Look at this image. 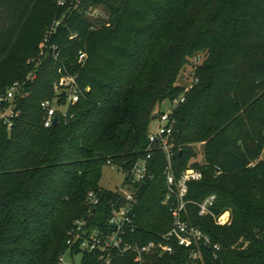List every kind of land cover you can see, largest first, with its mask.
<instances>
[{
  "label": "trees",
  "instance_id": "obj_1",
  "mask_svg": "<svg viewBox=\"0 0 264 264\" xmlns=\"http://www.w3.org/2000/svg\"><path fill=\"white\" fill-rule=\"evenodd\" d=\"M101 7L109 19L98 25L92 14ZM60 20L51 42L91 91L47 129L41 105L56 97L59 74L52 54L37 61ZM15 83L31 95L17 101L12 130L0 129V264H60L108 162L126 172L142 160L154 117L191 86L173 116L174 172L203 173L190 184L185 219L221 246L203 248L197 264H264V0H0V95ZM167 164L155 150V179L137 186L142 245L172 227ZM114 196L104 190L94 226H106L101 212ZM211 196L214 214L231 213V225L200 216L198 204ZM154 264L195 263L178 248Z\"/></svg>",
  "mask_w": 264,
  "mask_h": 264
},
{
  "label": "built area",
  "instance_id": "obj_2",
  "mask_svg": "<svg viewBox=\"0 0 264 264\" xmlns=\"http://www.w3.org/2000/svg\"><path fill=\"white\" fill-rule=\"evenodd\" d=\"M63 5V3H62ZM93 17H96L93 14ZM63 21H56L47 31L43 43L40 46V55L37 66H41L43 59L52 54L59 79L55 82L54 90L56 97L46 100L41 107L45 112L44 126L50 129L55 126V119L60 116L68 118L71 107L76 106L82 100L87 99L90 88L83 89L79 83V74L72 72L61 61V51L58 46L52 44L54 34L62 26ZM77 36H73V39ZM87 60L86 53H80L79 63L84 64ZM37 78L36 70L29 80L33 82ZM197 83V82H196ZM193 89L189 87L180 100L170 103L169 110H163L156 116L159 122L157 132L149 135V146L146 156L140 160L131 170L124 171L126 181L124 186L115 191L113 200L107 202V208L102 211L106 226H94L93 221L100 216L99 208L103 205L104 189L91 191L86 199L88 213L84 218L78 219L68 232V252L60 259V264L66 263L67 256L82 259V264H154L158 259L165 256H174L178 248L190 251L195 264L203 260V248L220 251L221 246L215 244L212 238L206 235L199 227L191 225L185 216L190 201V184L203 180V173L197 169L186 170L181 177H177L173 166V143L175 141L176 121L173 119L176 109L186 101L187 94ZM31 94L26 91L25 84L15 83L5 94L0 95V129L6 127L10 132L14 127L15 120L21 112L17 110V101L28 98ZM164 103V104H165ZM163 104V105H164ZM66 109V111H63ZM161 149L167 156V167L164 172L167 192L164 199L172 215L171 230L159 236L158 242L142 245L137 240L140 226L138 225L137 208L140 205L138 185L152 182L155 177L150 174L149 165L154 152ZM263 157V156H262ZM264 160V158H261ZM255 165V164H254ZM253 165V166H254ZM108 167L118 169L111 161ZM217 201L216 196H211L203 203L198 204L200 216H213L220 226L231 225V213L216 216L212 211ZM76 253V254H75Z\"/></svg>",
  "mask_w": 264,
  "mask_h": 264
},
{
  "label": "rangeland",
  "instance_id": "obj_3",
  "mask_svg": "<svg viewBox=\"0 0 264 264\" xmlns=\"http://www.w3.org/2000/svg\"><path fill=\"white\" fill-rule=\"evenodd\" d=\"M93 14L96 15V18H97L96 23L98 25L106 24L109 19V13L105 7H101L97 9ZM93 14H92V17H93ZM198 62L201 63L202 62L201 59ZM190 70H194V69L189 68V71ZM190 72H187V73L189 74ZM170 108H171L170 103H165L163 105V110L167 111ZM63 111H66V109H64ZM158 128H159V122L155 121L152 126V131L157 132ZM198 154H199L200 162L203 163L205 161L203 146L198 147ZM262 158H264V155ZM125 181H126V176H125L124 171L120 169H113L110 167H106L103 172V177H102L100 186L104 190L115 192L124 186ZM81 262H82L81 258L73 259L67 256L65 264H82Z\"/></svg>",
  "mask_w": 264,
  "mask_h": 264
},
{
  "label": "water",
  "instance_id": "obj_4",
  "mask_svg": "<svg viewBox=\"0 0 264 264\" xmlns=\"http://www.w3.org/2000/svg\"><path fill=\"white\" fill-rule=\"evenodd\" d=\"M156 119H157V117L155 116V117H154V121H156ZM54 124H55V125H57V124H58V118H56V119H55V122H54Z\"/></svg>",
  "mask_w": 264,
  "mask_h": 264
}]
</instances>
